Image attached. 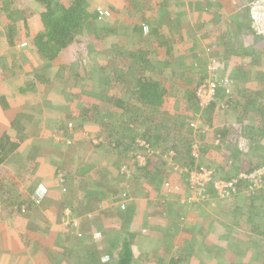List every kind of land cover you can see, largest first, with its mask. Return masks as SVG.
Listing matches in <instances>:
<instances>
[{
  "label": "trees",
  "instance_id": "obj_1",
  "mask_svg": "<svg viewBox=\"0 0 264 264\" xmlns=\"http://www.w3.org/2000/svg\"><path fill=\"white\" fill-rule=\"evenodd\" d=\"M32 1L35 5L31 3ZM224 1L234 6L233 0ZM241 1H246L245 3L247 4L251 2V0ZM100 2L103 1L3 0L0 2V19L4 16L7 18L2 21L0 20V24L3 26L2 28L0 27V30L5 29V32L1 33V35L4 36L3 38H5L2 41L8 45L9 51L14 54L17 52H19V55L21 53L24 54L23 50H27L32 55L39 67L43 70L35 74L38 81L45 86L47 90L49 89V91H52L51 94L53 96L56 94L58 97L61 93L59 90L53 91L54 87L58 86L63 89L67 88L71 91L70 95H73L74 98L70 96L69 100L73 102L74 106L77 104V109L81 108L79 105L83 103V100L89 101L90 104H94L93 101L95 100L106 102V112L109 114V123L112 124L113 127L110 126L109 132L105 129L97 131L94 128L92 132H94L98 138L100 137L99 139H101V141L99 142V148H101L103 154L111 158L112 161L122 157L125 163L134 161L137 164L139 158H145L147 160V166L144 168L146 169L145 171H147L150 169V165L152 166V160L154 161L153 165L156 168L158 167L155 162L156 153L153 157H149L148 153H153L156 150H164L170 154L174 149L179 150V142L183 141L184 144H182L181 148L183 150L187 149V158L189 160L187 167L191 170L194 169L196 165H194L195 159L190 157V153L196 141L199 140L201 154L198 167H203L202 164L204 165V163L202 162L210 163V166H207V171L213 173V180L220 177L217 175L218 168L220 170H223V167L234 168L233 174L223 177V180L226 182L237 180L242 174L247 176L255 175L259 169H264V145L257 143L260 142L258 141L259 139L264 141V118L261 119L260 122V119L255 118V116L251 114L256 99L237 96V99L233 100L235 97L232 93L227 92L226 89H219L216 93L215 100L206 107H201L196 96L199 87L205 84L208 79H211L216 84H220L231 73L230 68H228L232 63V61H230L231 56L234 62L232 67H234V71H237L240 77L247 76V72L244 71L245 69L249 70L250 73L257 78L264 77V35L260 33L261 40L258 42L257 46H249V44H246L248 43L246 40L247 35L252 36L254 34L251 27L246 31H244L243 28L246 24L252 23L250 7L244 9L245 11L241 14L240 20L235 23L237 24L236 34L238 38L245 40L246 43L244 44L247 49L242 50L235 46L230 49L232 44L229 40L225 39L228 36L227 26L229 23L225 22L224 28L220 26V28L216 30L215 38L210 40V44L207 48H196L198 44L197 39L194 40V42L193 40L190 41L191 43L193 42L192 52L198 55L199 59L194 60L193 65H189L190 68L192 67L190 75H186L182 68L180 70L181 72H177L171 76L167 66L170 63L169 57L174 52V48L169 46L166 54L163 56L164 60L159 61L157 65L151 63L147 56L141 58L142 64H140L136 55H131L130 57L133 59L135 65L140 66L138 71H150L151 73L146 75L144 74L145 72L138 73L135 75L134 81H131L127 80V75L122 72L120 73L118 69H115L113 77L109 72L113 69V57L120 52L119 41L113 39L122 35V37L124 36V39H126L125 41L127 44L133 45V47H137L138 45L145 50L150 42L155 48L160 47L165 42L164 40L167 36L158 29L159 27L155 29V34L150 38V42L144 40L143 37H145L144 30L150 29V26L158 19L155 17V14L157 9L161 8L164 3L158 0L149 2L146 6L150 11L154 12V15L152 14L148 18L143 17L141 19L142 23L126 20L125 23L123 22L121 25V27L124 26L126 28L123 32L120 30V25L117 23L119 20L121 22V16L115 19L116 22L109 23V26L107 25L109 18L100 16L95 6L100 9L102 8V11H115L114 9H110L109 5L105 4V2ZM215 2H217V0H195L193 3L199 8L208 7V9H211L214 6L218 7V4ZM132 5H134V3H132ZM135 6L136 5L133 7ZM36 8H40L41 11H37ZM226 11H228L227 8ZM176 16L173 21L179 20ZM220 20L219 22L221 23ZM97 27L100 31L99 37H95L92 33ZM220 40H223V42L221 43ZM244 44L242 45L243 47ZM100 45L101 48H99ZM220 45H222V47L219 49ZM93 47H95V53L97 54H90ZM206 49L212 51L209 55L213 58V62H210V64L214 66V70L211 71L208 70ZM229 55L230 58L227 59ZM87 57L91 59L95 57L94 62L98 64L95 68L96 73H98V78L101 79V77L107 76V82L104 86L100 87V90L97 92L93 91L91 87L85 91H78L79 93L86 94L82 98L78 93H74V86L79 84V82H81L80 80H83L86 84L91 83L89 84L90 86L96 83V81L92 82L87 72ZM258 66L262 68L260 74L259 71L254 70V68ZM67 68L69 72H66ZM243 68L245 69L243 70ZM54 70L58 71L53 73ZM61 71L63 75H61ZM70 73L73 74L72 77H69ZM188 73H190V71ZM162 76L165 77L166 81L176 79V83H178V85L181 84L180 87L173 93L166 87V81L161 80ZM57 77L59 80L61 79V82L54 80ZM34 85H36V83ZM188 86L191 89H188ZM87 96L89 100L86 99ZM239 102L241 103V107ZM70 103L66 101L62 105L59 101L57 104L51 106L55 112L59 113L60 111H70L73 107ZM9 104L10 102H7L6 97L4 99V96L0 95V106L5 108L8 107ZM76 108L73 107V109ZM219 108L220 112H224L221 108H226L225 111H227L225 114L233 117L234 121L232 120L233 122L228 125L229 127L223 125L215 126L216 110ZM95 109H98L97 104ZM112 112H114L115 115H113ZM167 112L177 113L179 115L178 127H168L162 121V119H165L164 113ZM200 112H204L202 117L203 121L198 127L199 131L196 128V132L198 133L195 135V127L189 124L187 120L184 119V116H193L194 121H196L199 120ZM87 113L88 112H86V114ZM204 115H207V118H204ZM29 116L30 115H28V117H23L21 112H15L10 126L19 129V131H16L17 134L15 133V137L3 132L4 136L0 138V194H3V196L4 193H6L4 192L5 189H9L12 194V185H19V182L15 180H12V184H3V179L5 176L10 175V173L6 172L7 170L4 168V163L15 151L21 148L23 142L28 138V135L25 134L27 128L23 121L29 122L31 128L38 130L37 132L43 135L44 128L41 126V122L38 121L36 117L35 119H31L32 117ZM95 117V121H99L101 117L104 119L103 112L96 111ZM139 119L142 125L136 124L134 127H130L132 123H136ZM205 126L213 127L214 133L212 136H209V134L204 131ZM230 127H232V130H230ZM238 127L243 129L242 131H244V134ZM85 128L84 129L87 131L88 128ZM81 130L82 129L75 130V132L77 133L79 131V134H81L83 132ZM250 131L255 137L250 135ZM19 133L25 135H19ZM245 138L249 141L251 145L250 148H247L245 143L240 142V140ZM95 146L96 145L91 142L87 147L91 149ZM133 151L134 153L132 156ZM206 158H208V160ZM162 163L161 161V164ZM17 165L19 167L20 164L18 163ZM23 166H25V164ZM31 168L35 170L34 167ZM18 170L21 175L25 174V172L19 168L16 172H18ZM192 172H195V170H191L189 174ZM156 180L157 176L153 178V181ZM257 182L264 184V174L260 178H257ZM236 187L237 189L233 193L235 196L232 197L234 204H231L232 207L229 206L232 211L231 216L236 215L238 213L236 210L239 208L238 226L241 228L238 230L236 229V233L233 234L234 232H230L221 219H211L217 222V224L212 221L209 222L210 229H213L211 236H214V238H205V240L209 242V246H207L206 243L203 245L205 246V250H209L210 253H213V247L218 245L220 246L218 248L226 251L228 255H231L236 253L239 249L231 244L234 239L237 240L240 238V242H246L248 239L247 243L256 245L258 240L253 239L254 237L249 239L250 237H246L245 235L253 234L261 238L264 237V211H262L264 209V186L256 188L253 180L250 181L247 178H240L237 180ZM209 189L212 190V194L210 195L215 196L216 190L214 189V182L209 185ZM104 192L107 197H113V193L110 190ZM7 193L10 195L9 192ZM31 201V204H36L32 199ZM25 203V201L21 203V210L23 213L27 212L28 208L30 209V205ZM35 206L39 207L40 205L36 204ZM203 206L198 207L199 212L204 209ZM243 211L246 213L243 214ZM233 225H237L236 219H234ZM215 237H217V239H215ZM75 239L72 241L69 240L68 245L70 249L74 247L73 243ZM257 248L259 251L255 252L256 254L254 253V255L249 254L251 258H249L248 261L244 260V264H256L262 257L264 258V243ZM84 250L98 249L93 247ZM108 250H118V264H131L133 260L132 251L129 249L127 243L124 244L120 250L114 248ZM205 253L202 262L203 264H208L212 258L206 259L208 255ZM218 254L220 255V253ZM94 256V253L90 252L79 253L77 262L79 264L98 263V259L92 260V258H95ZM239 256L240 255H237L235 258H239ZM89 261L92 262L90 263ZM180 261L181 260L172 262V264H180ZM197 261V263L200 264V260ZM221 263L222 261L219 259V256H217V260H215L214 264ZM262 263L264 264V260ZM240 264H242V262Z\"/></svg>",
  "mask_w": 264,
  "mask_h": 264
},
{
  "label": "crops",
  "instance_id": "obj_2",
  "mask_svg": "<svg viewBox=\"0 0 264 264\" xmlns=\"http://www.w3.org/2000/svg\"><path fill=\"white\" fill-rule=\"evenodd\" d=\"M153 1L107 0L109 8L115 10L109 23L116 22L115 19L121 16V22L117 20V23L120 25V30L124 32L126 28L121 25L126 20L142 23L143 17L148 18L152 14L154 15V12L146 6ZM158 1L164 3L155 14L158 19L150 26V35L143 38L150 42V38L155 34V29L159 27L158 29L167 36L165 42L158 48H155L150 42L145 50L138 45L133 47V45L127 44L123 36L119 41L120 52L112 59L114 65L113 69L109 71L112 77L115 69L126 75L128 69L137 70V74L144 72L145 75L151 74L150 71L139 70V72L140 66L137 65V67L130 56L135 54L140 64H142L141 58L147 56L151 63L157 65L159 61L164 60L163 56L169 46L174 48V52L169 57L171 65L178 59L180 66L177 72H181L180 70L183 68L186 75L191 74L192 67L190 68L189 65L194 64L191 54L192 44L197 39L198 30L195 28V35L193 33L185 39L184 36L191 30L187 31L183 28L184 25L189 27V20L186 17L190 15L188 5L191 0ZM245 2L233 0L234 6H232L227 1L218 0L215 2L218 7L196 8L203 12L198 14L195 23L201 27L198 29H204L206 36L208 35L209 39L205 40L206 43L215 38L216 30L220 26L224 28V22H227H219L220 19L222 20L218 15L219 12L223 13L224 17H228L238 9L243 10L244 8L240 7V4H245ZM31 3L35 5L33 1ZM132 3L136 6L133 7ZM37 11H41V9L38 8ZM175 16L179 20L173 21ZM6 18L4 16L0 20ZM189 18L191 19V17ZM201 19L207 21L203 27L200 24L203 20L199 22ZM233 23L235 24V22ZM0 27L3 26L0 24ZM3 32L5 29L0 30V95H3L4 99L6 97L10 104L5 108L0 106V138L4 136L3 132L15 137V133L17 134L19 129L11 127L10 122L14 118V113L18 111L23 114V117H28V115L32 117L31 119L36 117L43 128L49 127L51 119L43 118L44 113L47 109L52 108L51 105L57 104L56 101L51 102L55 98L51 95L52 91L47 90L35 75L36 72L43 71L42 68L27 50H23L24 54L20 55L19 52L16 54L10 52L8 45L2 41L5 39L1 35ZM191 40H193L192 43ZM198 42L200 41L198 40ZM232 66L233 64L228 67L231 79H235L240 84L239 87H235L233 100L237 99V96L256 99L251 114L261 122V119L264 118V77L257 78L245 68L243 70L245 69L247 76L240 77ZM167 69L172 76L171 67ZM254 70L259 71L260 74V69L254 68ZM175 80L173 79L172 83L176 84ZM35 83L36 85H34ZM172 83L170 80V88L173 87ZM227 88L221 86L219 89L227 90ZM239 104L241 107L240 102ZM225 116L231 118L227 114L222 118ZM23 122L27 128L25 134L28 135V138L23 142L21 148L4 163V168L10 175L4 177L3 184L15 180L19 182V185H12V194L9 189L4 190L6 192L4 196L0 194V264H79L77 262L79 253L89 252L95 255L92 260L98 259V263L95 264H118V250L108 249L120 250L126 243L132 251L131 264H172L179 260H181L180 264H190L191 260L196 262V259H199L200 250H205L203 246L205 236L199 230L196 217L192 213L195 210L198 211L200 206L192 202L184 204L183 207V202L178 201L183 197L185 190L182 192L184 188L179 186L177 177V174L188 175L191 170L199 168V161L195 160L197 166L188 171V168H180V162H177L180 157H170L164 150H156L153 153H148L149 157H153L156 153L155 160H161L164 165L156 168L152 160V166L150 165V169L145 171L144 167L147 166L145 158L143 166L134 161L125 163L122 157L112 161L111 158L103 154L99 144H95L96 146L91 149L88 148L87 146L91 142L93 143V139L87 138V140H83L87 142L85 149H89L88 154L92 157L87 158L85 163L81 162V159L84 158L82 157L75 162L69 160L65 162L66 164L58 163V168L49 161L47 162L50 163L49 166L43 165L41 171H37L38 164L33 165V161H35L33 156H36L37 153L34 152L35 147L30 146V142L32 135H41L42 133L39 134L38 130L31 128L29 122L25 120ZM200 125L198 124V127ZM250 135L255 137L252 132ZM245 140L247 141V138ZM258 141L260 142L257 143L264 145V141L261 139ZM196 143L192 147L190 157H195L193 149ZM133 153L134 151L132 156ZM206 159L208 160V158ZM202 163H204L203 167L210 166L208 162ZM24 164L25 166H23ZM31 167H34L35 170ZM124 167L131 170L130 175L123 171ZM18 168L25 172L21 180L19 177L15 179L14 176ZM179 169L183 170L182 174L178 171ZM58 172H62L64 177L57 180ZM54 174L56 179L53 178ZM156 176L157 180L153 181ZM36 182L44 183L50 190L39 207L35 206L36 204H31ZM106 190H110L113 197H107L104 192ZM209 190L208 185L207 193L210 195L212 190ZM24 201L25 204L30 205V209L28 208L25 213L21 210V203ZM186 206L191 208L189 217L187 215L190 212H186L188 210ZM68 217L73 218L71 224L65 220ZM73 239H75L74 247L70 249L68 243ZM93 247L98 250H84ZM242 253L249 255L252 252H239L240 255H243ZM237 259L234 258L233 261L235 262ZM242 264H244V260H242Z\"/></svg>",
  "mask_w": 264,
  "mask_h": 264
},
{
  "label": "rangeland",
  "instance_id": "obj_3",
  "mask_svg": "<svg viewBox=\"0 0 264 264\" xmlns=\"http://www.w3.org/2000/svg\"><path fill=\"white\" fill-rule=\"evenodd\" d=\"M101 1L106 3L107 0H101ZM194 1L195 0H191L190 4L188 5L189 6L188 11H189L190 15L187 16L186 19L189 20V23H188L189 27H188V25H184V27H183L184 30H187V31L191 30V32L189 31L188 34L185 35L184 37L186 39V38L190 37L191 35H193V33L195 35L194 30L196 28L198 30L197 31L198 32L197 39L201 42V43L198 42L196 48H202V47L203 48H207V46L210 44V41L207 42V43L205 41L206 39H209L208 35L206 36V32H205L204 29H198V28H201V27L197 26V23H195V21L197 20L198 14L199 13H203V12L198 10V9H196L197 8L196 5L192 6L194 4L193 3ZM254 4L255 5H252V11L251 12H253L255 10L256 11H261L264 8V0H256V3H254ZM107 5H109V3ZM185 7H186V5H185ZM240 7L245 9L246 5L245 4H240ZM203 8L208 9V7H203ZM203 8H201V9H203ZM244 9L243 10L238 9L236 12H233V13L229 14L228 17L227 16L224 17V14L220 13V12L218 14L222 18L221 22L227 21L229 23V27H227L228 36L225 39L229 40L230 43L232 44L230 49L234 48V46L238 47V48H240L242 50L247 49V47H245V44H244V43H246L245 40H241L240 38H238V36L236 34L237 24L233 23V22L236 23V21L240 20L241 14H243V11H245ZM216 15H215V17L217 18L218 15L217 16ZM251 16H252V14H251ZM263 16H264V14L262 13V16L260 15L259 18H255L254 17V26L257 29H258V26L260 24V17L263 18ZM189 17H191V19ZM227 18L230 19V21H233V22L228 21ZM201 21H202V23H200V24H202V27L204 26V24H207V21H205L204 19H201L199 22H201ZM107 23L106 24L109 26V22H107ZM98 29L99 28L97 27L92 32L95 37H99V35H100V33H99L100 31ZM244 31H246V30H244ZM262 32H264V31H262ZM253 33H254V36L252 35V36H249L248 38H246V40L248 42L246 44L247 45L249 44V46H257L258 42L261 40V37H260V33L261 32L257 31L256 32L257 36L255 35V31ZM147 36H149V34ZM113 40L121 41L122 40V35L121 36L119 35L116 39H113ZM223 40L222 41L220 40L221 43L223 42ZM243 44H244L245 48L242 46ZM192 46H193V44H192ZM221 47H222V45H220L219 49ZM94 48L95 47H93V49L91 51L88 50V51H90V54H92V55L93 54H97V53H95V49ZM99 48H101V45H100ZM263 48H264V46H263ZM206 50H207V55L206 56L208 58V65H210L212 68H214V66L212 64H210V62H213V58L210 57V55H209L212 51L208 50V49H206ZM263 53H264V51H263ZM191 54L193 55V60H197L198 59V55H195L193 52ZM93 58H92L93 60L90 57L86 58L87 72L89 73V76H90L92 82L96 81V83L92 84L90 86L89 84H91V83H87L86 84V83L83 82V80H80L81 82L78 81L79 84H76L74 86V93L75 94L78 93L79 96H81L82 98L86 94L79 93L78 91H80V90L81 91H85L89 87H91V88H93V91L97 92V91L100 90L99 88L104 86L105 83L107 82V78H106L107 76L101 77V79L98 78V75H97L98 73H96V71H95V68L97 67L98 64L96 62H94L95 57H93ZM229 58H230V55L227 56V59H229ZM230 61H232V63H231V65H232L234 63L232 56H231V60ZM178 62H180V60L178 61V59H177L176 62L175 63L173 62L172 65H171V63L168 64V66L171 65L170 67L172 69V74L177 73V71L179 70L180 64ZM170 67H168V68H170ZM73 69H75V68H73ZM173 69H174V71H173ZM256 69H260L261 70L262 68L258 66V67H256ZM56 71H58V70H54L53 73H55ZM66 72H69L68 68L66 69ZM127 72H128L127 73V77H128L127 80H131L132 81L134 79L135 75L137 74V70L128 69ZM61 75H63L62 71H61ZM72 76H73V74L70 73L69 77H72ZM227 77L228 78H225L223 80V82H225L228 85V87H229V88H227V92L233 93V95H235V87H239L240 84H238L235 79L232 80L231 79L232 78L231 75L227 76ZM161 80L166 81L164 76L161 77ZM59 82H61V79L59 80ZM171 83H172V81H171ZM66 85H68V84H66ZM165 85H166V87L169 90H171L174 93V91L177 88H179L181 84L178 85V83H176V84L172 83L173 87L170 88L169 81H167L165 83ZM187 88L191 89L189 86ZM59 90L62 91V92L58 95V97H55L52 94L51 95L53 97H55V98H58V102L60 101V103L62 105L66 101H67V103L71 102L72 104L70 103V105H73V102L69 100L70 96L73 97V95H70L71 91L69 89H67V88L63 89L62 87H59ZM59 98H60V100H59ZM86 99L89 100V97L87 96ZM82 102L83 103L79 105L81 108L77 109L76 108L77 104H76L75 106L73 105V107H75L76 109H73V107H72V109L69 112L68 111H60L59 113H57L52 108L47 109L45 111L43 118H45V117L52 118L51 121H50V126L43 129L44 130L43 131V135L42 134L41 135H36V134L32 135V137H31L32 140L30 142V146H34L35 147L34 152L37 153L36 156H33V158L35 157V159H34L35 161H33V163H34L33 165L38 164L37 169H36L37 171H41V167L43 165L49 166L50 163H47L49 161L53 162V164L58 167V165H57L58 163H61V165H62V164H66L65 163L66 161L68 162L70 160L71 162H75L77 159L80 160V158L84 157V158L81 159V162L85 163L87 161V158L92 157V155L88 154L89 149L88 148L85 149L86 148L85 144L87 142L83 141V140H85V139L87 140V138H89L91 140L93 139V143L94 144H99L101 139H99L100 137L99 138H95L92 135V129L94 128L97 131H102L103 129H105V130H108L107 132H109L110 126L113 127V125L109 123V114H108V112H106V107H107L106 106L107 105L106 102H104V101L99 102L98 100L93 101L94 104L93 103L90 104L89 101H86V100H83ZM96 104L98 105V109L97 110L95 109ZM199 105L201 106L202 103L199 104ZM225 109L226 108H221V110H223L224 112H220V108L216 110V124H215V126L216 125L217 126L218 125L219 126H221V125L228 126L229 124H231V122L234 121L232 116H231V118H228L226 116L224 118H222L224 115H226L225 113H226L227 110L225 111ZM96 111H102L103 115H104V119H102V117H103L102 116L101 118H99V121L98 120L95 121V118H96L95 117V112ZM86 112H88V113L86 114ZM112 114L115 115L114 112H112ZM164 114H165L164 115L165 119H162V121L166 124V126L171 127V128H174L173 126H175V127L177 126L178 127V125H179L178 116L179 115L177 113H172V112L168 113L167 112V113H164ZM203 114H204V112H200L199 120H197L198 122L194 121L193 116H188V117L184 116V119L187 120V122L189 124H192L195 127V131H194L195 135L198 133V132H196V128L199 131L198 124L200 125L202 123V121H203L202 120L203 119L202 118ZM206 116L207 115H204V118H207ZM136 124L142 125L141 122H140V119L136 123H132L130 127L135 126ZM85 127L88 128L87 131L85 130L86 129ZM212 128L213 127L205 126L204 131L207 132V134H209V136H212V134L214 133ZM80 129H82L81 131H83L81 134H79V131L77 133L75 132V130L77 131V130H80ZM239 129H241V128H239ZM73 130H74L75 133L73 132ZM230 130H232V127H230ZM242 130L243 129H241V131ZM242 132L244 134V131H242ZM240 142L245 143V146H247L249 148L251 147V145H250L248 140L246 141L245 139H242V140H240ZM182 144H184L183 141L179 142V148L180 149L179 150L178 149H174V151H172L171 154H169L168 156H170V157H176V156L180 157V160H177V162H180V165H181L180 168H182V169L188 168L187 170L190 171L189 167H187V164L189 163L188 162L189 160L187 158V149L183 150L181 148ZM199 145H200V141L197 140L196 146L194 147V151H195V154L198 155V157H196V155H195V157H193L197 162L200 161V154H201L200 153L201 149H200ZM238 150H240V149H238ZM231 156H232V154H231ZM210 157L212 158V155ZM48 159H52V160H48ZM227 161H228V159H227ZM138 162H139V164L141 166L144 165L140 160H138ZM155 162L157 163L158 167L164 165V164H161V160H155ZM199 164H200V162H198V165ZM194 165H196V163ZM64 167L66 168V166H64ZM62 169L61 170L59 169V170L62 171ZM203 169L207 170V167L195 168L194 170L196 172H198L199 170H203ZM233 170H234V168H224L223 167V170H220L218 168L217 169V172H218L217 175L220 176V177H217L215 180H213V177H212L211 183L212 182L215 183V182H218V181L226 182V181L223 180V177L224 176H228L230 174H233ZM123 171L125 173H127L128 175H130V173H131V170L128 169V167H124ZM178 171L181 174L183 173V170H181V169H179ZM23 175L24 174L21 175L20 172H15V179H18V177H19L20 180H21ZM61 177H64V174L62 172H58L57 177H56L57 180L60 179ZM177 177L179 178V180H178L179 183H180L179 186L180 187L183 186V188H184L183 190L181 189L182 192L185 190V193L182 195L183 197H181V199L178 200L181 203L183 202L182 205L184 207L185 206L184 204L187 205V203H190L189 198L194 194V190L192 189V186H189V183H188L189 182V178L191 177V173L189 175L177 174ZM53 178L56 179L55 178V174H54ZM9 183H12V181H9ZM43 184L44 183H40L39 182L36 185H34L36 187L35 188V192ZM167 186H168V183H167ZM260 186L263 187L264 184L256 185V187H260ZM214 189L216 190V195L215 196H211V195L210 196H206V198L209 197L207 200H202L200 197L197 196L196 199H198L200 201H198L196 203L198 205H200V206L204 205L203 206L204 209L201 212H199V210L198 211L195 210V212L192 213L196 217V222H197V225L199 227V230L201 231V233H203L205 238H211V237L214 238V236H211L212 235L211 232H213V229L212 228L210 229V223L209 222L212 221V222H215L216 224H217V222L214 221V220H211V219H216V218L217 219H221L224 222L225 226L228 227V230L230 232H232V231L234 232L233 234H235L236 231L241 228L240 226H238L239 225V219H238L239 216H238V214L240 212L239 208L236 210V212H238V213L236 215H234V216H231V212L232 211L230 209L232 207L231 204L232 203L234 204V202H233L234 200H232V197L235 196V194H233L234 192H229L228 194H227V192H223V191L220 192V191H218L215 188V185H214ZM139 191H141V190H139ZM207 194L209 195V193H207ZM31 199H32V197H31ZM186 208L188 209L186 211L187 213L191 211V210H189V209H191L190 207L188 208L186 206ZM262 211H264V209ZM242 213L245 214L246 212L243 211ZM190 214H191V212L187 215V217H189ZM240 218H242V217H240ZM234 219H236V223H237L236 226L233 225ZM65 220H67V222H70V224H71V222H73V218H71V217H68ZM243 220H244V218H243ZM208 223H209V225H208ZM245 236L246 237L249 236L250 237L249 239H252V237H254L253 239L258 240L256 242L257 244L254 245V244L247 243L248 239H247L246 242H240V238L237 239V240L234 239L233 243H231V244L234 247L239 248L236 251V253L228 255V253H226V251H223L222 249L218 248L220 246L216 245V247L215 246L213 247V250H214L213 253L212 252L210 253L209 250H200V252H199V255L201 254L199 256L200 259H196V262H195V260L194 261L191 260L190 264H192V262H193V264H198L197 260H200L199 263L203 264V262H202L203 259L202 258L204 256L205 252H206L205 254L208 255V257L206 259H208L210 257L212 258L211 261L208 264H214L215 260H217V256H219V259L222 261L221 264H226V263H228V264H233V263L234 264H240V262H242V260L248 261V259L251 258L250 255L253 252H258L259 251L257 247H259L260 245H263L264 237L261 238V237H259L257 235H245ZM215 239H217V237H215ZM205 243L207 244V246H209V242L207 240H205ZM204 248H205V246H204ZM246 249H248V250H246ZM220 250H221V252H220ZM239 252L240 253L241 252H252V253H250V255H245L243 253H242L243 255H240ZM218 253H220V255ZM237 255H240L239 258L235 262L233 261V263H232V260H234V258ZM263 260H264V258L262 257V259L260 261H258L259 263L257 262L256 264H263L262 263ZM165 261L168 262V260H165ZM169 264H171V263H169Z\"/></svg>",
  "mask_w": 264,
  "mask_h": 264
},
{
  "label": "built area",
  "instance_id": "obj_4",
  "mask_svg": "<svg viewBox=\"0 0 264 264\" xmlns=\"http://www.w3.org/2000/svg\"><path fill=\"white\" fill-rule=\"evenodd\" d=\"M99 13H100V16H102V17H108L110 15L109 12L102 11V10H100ZM214 94H215V84L214 83L209 82L207 84L202 85L200 87L199 93H198V95L202 101L201 106L206 107L210 103V101L212 100ZM193 151H194V149H193ZM195 155H196V157H198V155L195 154V151H194V156ZM260 173L261 172H257V174L253 175L255 177V179L257 176H258V178L261 176ZM212 174L213 173H211L205 169L199 170L198 172L195 171V172L191 173V177L189 178V186H192V189L194 190V194L189 198L190 202L200 201V200L196 199L197 196L200 197L202 200L207 199L206 194H205L206 193L205 188L209 183H211ZM247 177H249V176L241 175V176H239V179L240 178L245 179ZM237 180L236 179L230 180L228 182L218 181V182H215L214 185L218 191L227 192V194H228L229 192L236 191ZM256 182H257V180H256ZM47 192H48V189L46 186H40L37 189L36 193L32 196L33 201L37 205H41L44 198L47 195Z\"/></svg>",
  "mask_w": 264,
  "mask_h": 264
},
{
  "label": "clouds",
  "instance_id": "obj_5",
  "mask_svg": "<svg viewBox=\"0 0 264 264\" xmlns=\"http://www.w3.org/2000/svg\"><path fill=\"white\" fill-rule=\"evenodd\" d=\"M254 3H256V0H251V2H250V4H247V3H245V5H246V7L245 8H247V7H250V15L252 14V16H251V18H252V23H249V24H246L245 25V27L243 26V28H244V30H247L249 27H251L252 29H253V31H255V33L258 31V32H261L262 34H264V32H262V31H264V29H262L261 28V21H262V18L260 17V24H259V26H258V29L254 26V17H255V13L257 14V17H255V18H259V16L261 15L262 16V13L264 14V8L261 10V11H253V12H251L252 11V5H255ZM95 8L97 9V11L99 12L100 10H102V9H100V8H97L96 6H95ZM107 12H109V16L107 17V18H109V20L113 17V12H110V11H107ZM100 14V13H99ZM261 30V31H260ZM150 29H146V30H144V36L146 37L148 34H150ZM249 36H251V35H247V37L246 38H248ZM253 36H254V34H253ZM201 43V42H200ZM208 70H214V68H212L210 65H208ZM226 78H228V77H226ZM54 80H57V82H59V78L57 77L56 79H54ZM168 81H170V80H168ZM172 81V80H171ZM209 82H212V83H214L215 84V94H214V96H213V98H212V100L210 101V103L211 102H213L214 100H215V98H216V93L218 92V90H219V88L221 87V86H225L226 88L228 87V85L225 83V82H222V83H220V84H216L215 82H213L211 79H208L207 81H206V83L205 84H207V83H209ZM204 85V84H203ZM199 89H200V87H199ZM199 89L197 90V98H198V100H199V102H200V104H201V99H200V97H199V95H198V93H199ZM55 90H59V87L58 86H56V87H54V90L53 91H55ZM60 91V90H59ZM62 92V91H61ZM54 96L55 97H57V95L56 94H54ZM56 99V100H55ZM56 101V103H58V98H54V99H52V101L51 102H55ZM92 135L95 137V138H98L97 136H96V134L94 133V132H92ZM139 160L145 165V159L144 158H139ZM258 172H261L260 173V175L262 176L263 174H264V169H259L258 170ZM188 175H189V173H188ZM243 175V174H242ZM241 176V175H240ZM260 176V177H261ZM259 177V178H260ZM257 178H258V176L256 177V179H255V177L253 176V175H251V176H249V177H247V179H249L250 181L251 180H253L254 182H255V186L256 185H261L262 183H258V182H256V180H257ZM238 180H239V177L237 178ZM246 179V178H245ZM64 180V179H63ZM189 183V182H188ZM208 185H211L210 183L208 184ZM208 185L206 186V188H205V191H206V196H210V195H208L207 194V187H208ZM41 186H46L47 187V189H48V192H47V195L49 194V188H48V186L47 185H45V184H43V185H41ZM256 188H261V186L260 187H256ZM237 189V188H236ZM36 192H34V194H35ZM33 194V195H34ZM32 195V196H33ZM47 195H46V197H47ZM45 197V198H46ZM209 198V197H208ZM207 198V199H208ZM207 199H205V200H207ZM190 203H192V202H190ZM196 203V202H195Z\"/></svg>",
  "mask_w": 264,
  "mask_h": 264
},
{
  "label": "water",
  "instance_id": "obj_6",
  "mask_svg": "<svg viewBox=\"0 0 264 264\" xmlns=\"http://www.w3.org/2000/svg\"><path fill=\"white\" fill-rule=\"evenodd\" d=\"M255 17H257L256 13H255ZM261 28L264 29V16H263L262 21H261Z\"/></svg>",
  "mask_w": 264,
  "mask_h": 264
}]
</instances>
